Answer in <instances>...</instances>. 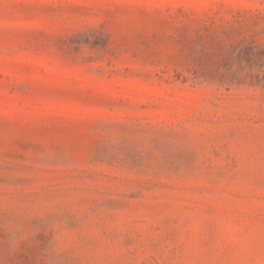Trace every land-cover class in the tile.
Wrapping results in <instances>:
<instances>
[{
    "label": "rangeland",
    "instance_id": "rangeland-1",
    "mask_svg": "<svg viewBox=\"0 0 264 264\" xmlns=\"http://www.w3.org/2000/svg\"><path fill=\"white\" fill-rule=\"evenodd\" d=\"M0 264H264V0H0Z\"/></svg>",
    "mask_w": 264,
    "mask_h": 264
}]
</instances>
